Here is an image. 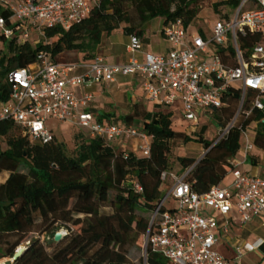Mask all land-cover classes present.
I'll use <instances>...</instances> for the list:
<instances>
[{"label": "trees", "instance_id": "16d2710c", "mask_svg": "<svg viewBox=\"0 0 264 264\" xmlns=\"http://www.w3.org/2000/svg\"><path fill=\"white\" fill-rule=\"evenodd\" d=\"M199 0H100L91 14L69 30L47 27L43 40L34 43L31 39L17 42L5 40L0 46V102L10 93L8 74L26 68L37 61L40 51L56 61L66 51H79L83 59L95 57L104 35L122 28L126 34H144L145 25L162 18L164 25L181 18L188 30L198 17ZM240 0H220L214 4L237 7ZM0 15L8 17L10 11L0 5ZM203 35V31H201ZM258 35L242 38L244 46L258 41ZM225 58L227 53L220 50ZM235 64V62L233 61ZM250 91L245 106L251 108ZM240 92L232 89L226 105L210 112V117L197 131H176L171 111H139L122 117L131 124L140 125L153 136L150 155L122 150L114 142H107L79 127L76 148L69 155L64 142L56 139L36 143L25 127L11 120L0 121V140L7 148L0 150V174L9 172L0 183V256L13 258L21 243L29 240L24 253L6 264H137L128 256V247L138 245L150 229L152 213L162 198L167 184L162 180L164 171L184 173L194 165L188 181L200 194L215 185L224 184L232 169L231 160L241 149L242 131L255 127L254 145L264 152V110L253 109L244 113L229 131L212 147L204 139L211 122L226 127L234 115V106L240 100ZM188 134V135H187ZM196 140L205 145L204 156L195 158L181 156L180 170L170 166V153L176 142ZM249 162L256 163L253 157ZM24 167L28 171L24 172ZM142 186L138 192L134 185ZM113 193L112 197L111 194ZM110 212H104L106 205ZM143 212H150L144 215ZM73 224L77 229L57 243L53 252H48L39 238L28 239L33 231L43 233L47 228ZM57 228L52 232L54 238ZM144 243V242H143ZM140 246V245H139ZM146 264H171L162 254L147 248Z\"/></svg>", "mask_w": 264, "mask_h": 264}, {"label": "built area", "instance_id": "2783aa9c", "mask_svg": "<svg viewBox=\"0 0 264 264\" xmlns=\"http://www.w3.org/2000/svg\"><path fill=\"white\" fill-rule=\"evenodd\" d=\"M99 1L0 0V5L10 11L8 17L0 15V46L5 40L31 39L33 32L43 35L47 27L69 30L88 17ZM162 33L171 43V50L146 52L143 59L137 57L143 49L142 38L130 34L129 59L124 64L109 63L102 56L88 62L60 63L40 51L34 64L8 74L10 93L0 102V121H14L25 127L33 142L44 143L55 137L46 125L48 118H54L107 142L137 139V149L148 156L151 134L139 125L95 118L88 110L93 94H78L75 90L77 86L89 88L113 81L118 74L141 75L146 98L161 106H175L191 123L193 132L200 123H206L211 111L226 105L232 89L239 90L241 106L250 91L256 93L251 108L244 111L247 115L255 108L264 110V0H240L232 13L223 10L210 34L203 31V35L189 37L181 18L164 25ZM249 34L259 39L246 47L242 38ZM220 50H225L227 57ZM79 69L83 72L78 73ZM235 122L236 119L222 128L220 138L210 147ZM242 138L243 158L236 160L235 156L231 160L229 183L200 194L188 181L194 165L182 174L162 173V180L171 183L152 213L144 240L145 260L150 247L171 264H235L217 251V232L229 233L234 222L244 227L254 218L264 219V176L242 169L254 148L248 130L242 131ZM134 189L143 191L139 184ZM168 198L174 205L166 206ZM258 246V242L237 246L238 257L242 250Z\"/></svg>", "mask_w": 264, "mask_h": 264}, {"label": "crops", "instance_id": "0c3cea01", "mask_svg": "<svg viewBox=\"0 0 264 264\" xmlns=\"http://www.w3.org/2000/svg\"><path fill=\"white\" fill-rule=\"evenodd\" d=\"M163 27L164 21L162 19L160 29L153 35L148 32L145 25L144 34L140 36L143 41V49L141 52L137 53L139 59H143L144 53L146 52L167 53L171 50V43L162 33ZM118 30L125 37H122L116 42L111 41L104 44L102 47L99 45L95 57L102 56L107 62L113 64H124L128 61L129 54L127 53V45L130 41V34L124 33L122 28ZM201 31L204 30L197 29V32L192 33L189 28L188 35L190 37L194 34H201ZM114 32L108 36L111 37ZM58 57H61V59H58ZM95 57L85 60L83 59L84 56L79 51H66L58 55L56 61L60 63H80L92 61ZM77 72L80 73L83 72V70L79 69ZM75 90L78 94H81L84 91H89L93 94V100L90 103L88 110L93 113L95 118L102 121L125 123L122 120V117L132 113L135 109H138L139 111H156L162 108H167L168 111H171L169 110V107L158 105L146 98L143 89V78L139 74H118L113 81L101 82L89 88L77 86L75 87ZM177 110L179 111V109ZM62 124L65 128L70 126L77 128V126L72 123ZM139 126L141 125L139 124ZM124 142L125 141H118L114 143L119 149L128 150L125 148L126 146L124 145ZM249 157H253V154H250ZM247 162H249V160H247L246 163ZM249 163L257 168L255 172L245 169L243 167L245 163L241 166L242 169L253 175L264 176V172L258 168L264 166V158L262 162L256 160V163ZM7 178L8 177H6L5 180ZM246 226L239 227L238 224L234 222L229 233L225 234L222 230H219L217 232L218 242L216 244V249L227 258L233 259L235 264H264V219L260 217L254 218ZM255 242L260 243L258 248L253 250H242L241 255L238 257L236 250L237 246L253 244Z\"/></svg>", "mask_w": 264, "mask_h": 264}, {"label": "rangeland", "instance_id": "374dc122", "mask_svg": "<svg viewBox=\"0 0 264 264\" xmlns=\"http://www.w3.org/2000/svg\"><path fill=\"white\" fill-rule=\"evenodd\" d=\"M220 0H199L198 2V17L193 21V23L190 26V31L192 33L197 32V29H201L204 30L206 33L210 34L212 31V25L213 22L221 15L223 14V10H227L229 13H232L234 11V6L232 5H220L219 6V10H217V8L214 6V4L216 2H218ZM161 20L162 18H156L153 19L151 21H149L146 24V29L148 30V32L150 34H155L161 26ZM159 35V34H158ZM123 36V34H121V32L115 31L113 33V35L111 37L104 35L102 42L100 44V47H102L104 44H107L111 41H118L120 40ZM39 40H43L42 35H39L37 32H33L32 33V37H31V41H33L34 43H37V41ZM81 53V52H80ZM82 55L84 56V54L82 53ZM73 58V57H72ZM58 59H61V57ZM70 59V58H67ZM75 59V58H74ZM71 59V60H74ZM165 111H168L167 108H162ZM169 110L172 111L173 116H172V122H173V127L176 131H181V132H185V133H191L192 136H196L195 134H193L194 132L191 130V123L190 122H186L182 116L181 111H178L176 109L175 106H171L169 107ZM247 108L245 106V104H243V106H241V100H238L234 106V115L232 117V119L229 121L232 122L235 119L239 120L242 118V116L244 115V111H246ZM142 122H133L132 124L135 125H139ZM228 123V124H229ZM227 124V125H228ZM257 122H254L251 124V126L249 127L248 130V134L250 136V140L251 142L254 143V138H255V132L253 131V129L255 130V127L257 126ZM46 125L49 129H51L53 131V133L56 136V139H58L59 141H62L66 144L67 146V151L69 153V155H73L75 153V148H76V134L78 133V130L76 127H68L65 128L64 125L54 119V118H48V120L46 121ZM203 123H200L196 130L198 131L201 127H202ZM224 127H220L219 125L215 124L214 122L209 123L208 125V129L204 135V139L210 141L212 144L220 138L221 136V130ZM188 135V134H187ZM125 141V140H124ZM242 142H244V139L242 138ZM137 139H130V140H126L124 142V145L126 146L125 148L131 151H134L136 153L141 154V152L137 149ZM7 148V144L5 141L0 140V150L6 149ZM205 145L201 142H198L196 140H190L189 142H176L173 144L172 146V150L170 153V166L172 170L178 171L180 170L181 166L178 162V157L181 156H186V157H192L195 158L196 161L200 160L204 154H205ZM253 154V157L258 161V162H262L263 158H264V152L258 148L257 146L254 145V148L252 149L251 153ZM243 158V150L240 149L239 152L236 155V160H241ZM245 169L250 170L251 172H255V170L257 169L256 167H254L252 164H250L249 162H245L244 166ZM261 169V171L264 172V166H260L258 167ZM22 171L27 172L28 170L24 167L21 168ZM9 176V172L5 171L2 172L0 174V183L4 182L5 178ZM228 178L224 181V184L229 183L230 182V176H227ZM170 180L167 181V186L170 185ZM168 187H166V189L163 191L162 193V197H164L167 193ZM113 193L111 194L112 197ZM174 205V201H172V199L168 198V201L166 202V206H172ZM102 210L104 212H110L112 209L111 207L108 205L104 206L102 208ZM144 215H150V212H143ZM58 224H55L54 227H49L47 228L43 233H40L39 231H33L28 235V239L31 238H39L44 245L47 248L48 252H53L55 246L57 245V243L55 242L54 238L52 237V232L57 228V232H62L63 233V237H65L70 231V230H74L77 229V226L73 225V224H62L60 227L57 226ZM247 227V226H246ZM143 238L139 240L138 245H134V246H129L128 247V256L129 258L137 264H145L144 262V243H143ZM29 243V240H25L21 243V245L19 247H25L27 244ZM140 245V246H139ZM18 247V248H19ZM4 253V251L2 249H0V256ZM12 258H10L9 256L6 257H1L0 258V264H6L8 261H11Z\"/></svg>", "mask_w": 264, "mask_h": 264}, {"label": "water", "instance_id": "95a60500", "mask_svg": "<svg viewBox=\"0 0 264 264\" xmlns=\"http://www.w3.org/2000/svg\"><path fill=\"white\" fill-rule=\"evenodd\" d=\"M62 238H63L62 232H57L54 236V240L56 243L60 242L62 240ZM25 250H26V247H19L13 256L12 261H14L18 257H20L24 253Z\"/></svg>", "mask_w": 264, "mask_h": 264}]
</instances>
